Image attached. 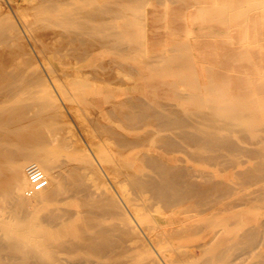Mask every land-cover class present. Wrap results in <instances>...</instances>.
<instances>
[{"label":"bare ground","instance_id":"1","mask_svg":"<svg viewBox=\"0 0 264 264\" xmlns=\"http://www.w3.org/2000/svg\"><path fill=\"white\" fill-rule=\"evenodd\" d=\"M5 1L0 264H264V0Z\"/></svg>","mask_w":264,"mask_h":264},{"label":"built area","instance_id":"2","mask_svg":"<svg viewBox=\"0 0 264 264\" xmlns=\"http://www.w3.org/2000/svg\"><path fill=\"white\" fill-rule=\"evenodd\" d=\"M26 174L29 181V188L26 190V195L43 189L47 184V179L36 163H29L26 166Z\"/></svg>","mask_w":264,"mask_h":264},{"label":"rangeland","instance_id":"3","mask_svg":"<svg viewBox=\"0 0 264 264\" xmlns=\"http://www.w3.org/2000/svg\"><path fill=\"white\" fill-rule=\"evenodd\" d=\"M4 2H5L4 4H2L3 2H1V5H0V6H1V11H3V10H4V12L7 11V13H9L11 17H14V16H15V13L12 12V11H14V10H13V9L10 10V8H8V6H9V5H8V2H6L5 0H4ZM5 4H6V5H5ZM3 5H4V6H3ZM6 6H7V7H6ZM9 7H12V6H9ZM5 8H6V9H5ZM7 9H8V10H7ZM12 13H13V15H12ZM15 17H16V16H15ZM68 119H69V121H71L70 123H71L72 126H73V124H74L73 121H72L70 118H68ZM73 127L75 128V126H73ZM26 166H27V165H26ZM25 191H26V190H24L23 193H25Z\"/></svg>","mask_w":264,"mask_h":264}]
</instances>
